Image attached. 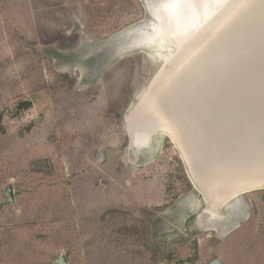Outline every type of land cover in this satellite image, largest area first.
<instances>
[{"label":"rangeland","instance_id":"rangeland-1","mask_svg":"<svg viewBox=\"0 0 264 264\" xmlns=\"http://www.w3.org/2000/svg\"><path fill=\"white\" fill-rule=\"evenodd\" d=\"M146 6L0 0V264H264V190L209 205L158 127L131 143L176 51Z\"/></svg>","mask_w":264,"mask_h":264},{"label":"bare ground","instance_id":"bare-ground-1","mask_svg":"<svg viewBox=\"0 0 264 264\" xmlns=\"http://www.w3.org/2000/svg\"><path fill=\"white\" fill-rule=\"evenodd\" d=\"M146 1L147 11L155 25L151 26L150 24H146L143 26L142 30L146 31L147 29H150L155 37H157L156 42L158 46L163 50L167 49L168 43H174L176 46V51L174 53L164 55L163 58L161 56L163 69L160 70V73L155 78L152 86L154 87L157 85V91L160 93V91L168 86L169 83L166 77L161 79L165 74V68L172 69L173 67L182 65L189 55L197 52L198 48L203 45V42L209 36L213 35L214 31L217 29L216 27L220 26L228 16H232L229 14L239 5L241 0ZM237 2L239 3L237 4ZM257 5L258 3L255 6L257 7ZM259 5L260 6L257 9H255V7L252 8L251 11L245 12L242 15V18L234 23V27H231L229 30L227 29L228 31L225 33L226 37L224 39L221 37L223 40L221 39V41H218L217 45L210 50L209 54H207L206 59L196 66L191 81L188 80L181 86L178 85L171 95L169 92L167 93V95H169L168 98H170L168 100L172 101V106L169 105L168 110L165 108V112L170 119L178 121V117L181 116L183 111L188 113L195 110L194 107L196 106V103L194 102L195 98L193 96L200 98L196 94L198 93L197 90L208 91L207 100L204 104L208 105L212 103V108L216 106L213 102L215 99H219L217 101L220 105L223 104V100L220 96L222 91L232 90L236 87L234 84L246 79L247 68H237V66L241 65L243 62L241 54L240 57L236 54L239 49H244L242 52L248 50L246 48L248 37L245 36H248L249 32L246 31L245 26L250 22L259 24L264 22V1L259 0ZM163 41L167 43V47L162 44ZM161 53L158 54L160 55ZM230 55L235 56L232 59ZM256 60L258 62H264V52L259 55L255 54L253 62ZM147 99L148 98H145L144 100L141 99V104L131 111V122L128 118L129 135L133 145H143L148 142L151 133L155 131H153V129H156L154 126H151L153 124L151 122L152 120L148 123L142 121ZM203 101L204 100L202 99V102ZM186 102H188L190 108L184 110L183 106L187 104ZM181 103H184V105ZM240 113L241 110H236L235 113L227 116L228 119L225 117L224 122L229 123L227 125L229 130L234 134V137L226 140L227 143L224 142L216 147L211 146L212 148H215L217 153L214 152L215 150H212L203 153L204 155L195 153L193 156L196 159V163L199 164L197 170L201 174L209 169V166L207 167L209 163L206 165H200L198 162H203L202 158H210L211 160L216 159V154L218 155L219 153L221 156L220 159H228L227 164L225 163V165H222L219 169L220 173L226 178V181L220 180V182L213 185H208L205 182L202 183V179L188 164L182 148L175 140L176 138L174 139L175 136L172 126L170 127L166 124H161V126L158 127L167 138H172L173 141H171L180 150L193 185L204 194L208 204L215 207L220 203H225V201L235 199L243 194L264 190V134H262L260 130L261 124L258 125V122L253 123V121L257 120L253 119L250 115L251 113H248L244 118L246 133H241V129L238 127L240 120H230L235 116H240ZM205 118H207L206 111H203L200 114L192 113L190 119L191 132H194V124L192 121L196 120L202 125L205 122ZM137 120H141L140 122H142L143 125H148L143 127V125L140 124L138 127ZM178 124L182 129V125L179 121ZM212 125H216V123L212 122L211 126ZM213 130L217 131L220 130V128H214ZM241 134H243L242 141H240ZM245 134L251 135L245 137ZM192 137L193 136L190 135L191 142L195 143L196 141ZM224 144L226 145L225 148H223ZM210 170L213 169L210 168L209 171ZM211 214L217 217V214Z\"/></svg>","mask_w":264,"mask_h":264},{"label":"water","instance_id":"water-1","mask_svg":"<svg viewBox=\"0 0 264 264\" xmlns=\"http://www.w3.org/2000/svg\"><path fill=\"white\" fill-rule=\"evenodd\" d=\"M241 1L240 3L237 2V4L239 3V5L235 7L233 11L236 12L239 8L243 6L244 1L242 2ZM257 3L258 5L256 7L255 5ZM260 5L258 1L255 4H253V6L249 8L247 11H251L252 8L255 7H256L255 9H257ZM244 13L245 12L242 11L239 12L238 16L232 22H230V24H227L228 26L223 27L225 21L222 24H220V26H217L216 31L218 29L220 31L216 40H214V42L210 43L208 46L204 47V43H206L208 40H211L215 35L216 31H214L213 35L209 36L204 42L202 41L203 45H201L200 48H198L197 52H195L192 55H189L184 60L182 65L173 67L172 69L165 68V74L163 78L166 77L167 81H169L168 86L164 87L163 90L160 91V93H158L157 91L158 88L157 85L152 88L154 90L152 92L154 93L147 99V103L144 109L145 112L143 114L144 116L142 117L143 122L148 123L149 121L152 120L151 121L153 123L152 127L154 126L155 128L161 126V124H166L170 127L172 126L175 136L174 139L176 138L175 140L179 143V146L182 148L184 155L187 158L188 164L196 171V173L202 179V181L207 183L208 185L216 184L220 182V180L226 181L225 180L226 178L224 177L223 174L220 173L219 169L222 165H225V163L227 164L228 159L227 160L220 159L221 156L219 155V153L218 155L216 154L217 156V158L215 157L216 159L211 160L210 158H202L203 162L198 161L200 165L202 164L206 165L209 163L207 167L209 166V169L211 168L213 170L209 171L208 169L207 171L201 174L197 170L199 168L198 167L199 164L196 163V159L193 156L195 155V153L204 155L203 153L205 152H210L212 150H215V148H212L211 146L216 147L223 144L224 142L227 143L226 140L234 137V134L229 130V127L227 125L229 123L224 122L225 117L228 119L227 117L228 115L235 113L236 110H241L240 116H235L230 120L239 119L240 124L238 127L241 129V133H246L244 118L245 116L248 115V113H251L250 115L253 117V119L257 120V121H253V123L258 122L257 123L258 125L261 124L260 130L261 133L264 134V62H258L257 60L253 62V58H255V54L259 55L262 52H264V22L261 24L250 22L247 24V26H245L246 31L249 32V35L245 36L248 37L246 41L247 43L246 48L248 50L242 52L244 49H239L236 55H239L240 57L241 54L242 56L243 63L241 62L242 64L237 66V68L240 67L247 68L246 79L234 84L236 86L234 87V89L225 90L220 93L221 99L223 100V104L220 105L219 102L217 101L219 99H215L213 102L216 106L211 108V106L213 105L212 103L208 105L204 104V102L207 100L208 91L197 90L198 93L196 94L200 98L193 96L195 98L194 102L196 103V106L195 107L193 106L195 110L188 113L183 111L181 116L178 117V121L182 125V129H181L180 125L178 124V121H175L174 119H170L168 114L166 115L165 108L168 110L169 105L172 106V101L168 100L170 98H168L169 95H167V93L169 92L171 95L174 89L178 85L181 86L182 84L186 83L188 80L191 81L196 66L198 64H201L203 60L206 59L207 54H209L210 50H212V48H214L217 45L218 41H221L222 38L224 39L226 37L225 33H227V31L231 27H234L233 26L234 23L239 21ZM234 56L235 55H230L232 59ZM202 99L204 100L203 102ZM186 103H187L186 105H184V103H181L182 105H184L183 106L184 110L190 108L188 102ZM29 104H31V101L29 99H26L25 102L22 103V105L24 106H27ZM203 111H206L207 118H205V122L202 125H200L198 121L196 120L192 121L194 124V132H191V123H190L191 114L192 113L200 114ZM212 122H215L216 125L211 126ZM214 128H220V130L214 131L213 130ZM190 135H192L193 136L192 138L195 139L196 141L195 143L191 142ZM250 135L251 134H247V135L245 134V137ZM242 136L243 134L240 135V141H242ZM169 139L172 140V138ZM225 147L226 145L224 144L223 148ZM214 152L217 153L216 150ZM7 194L9 197V201H13L12 187L8 188ZM58 264H66V258L62 256ZM210 264H224V262L221 259L217 258L213 260Z\"/></svg>","mask_w":264,"mask_h":264},{"label":"trees","instance_id":"trees-1","mask_svg":"<svg viewBox=\"0 0 264 264\" xmlns=\"http://www.w3.org/2000/svg\"><path fill=\"white\" fill-rule=\"evenodd\" d=\"M189 185H190V184H189ZM195 258L197 259V257H195ZM189 261L192 263V262H195L196 260H193V261H192V260H189Z\"/></svg>","mask_w":264,"mask_h":264}]
</instances>
